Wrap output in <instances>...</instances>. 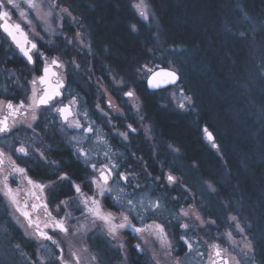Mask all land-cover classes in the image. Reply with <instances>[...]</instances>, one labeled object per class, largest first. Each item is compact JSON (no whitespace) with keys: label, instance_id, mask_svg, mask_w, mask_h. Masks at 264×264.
Masks as SVG:
<instances>
[{"label":"snow or ice","instance_id":"1","mask_svg":"<svg viewBox=\"0 0 264 264\" xmlns=\"http://www.w3.org/2000/svg\"><path fill=\"white\" fill-rule=\"evenodd\" d=\"M149 2L139 0L132 4L130 0L136 22L128 27L136 35H140L141 29L148 33L161 55L157 57L151 49H146L149 55L143 62L137 61L130 72L105 65L107 84L104 75L94 81L95 112L104 117V123L123 142L125 149L131 145L133 134L142 133L154 148L161 141L155 123L145 110L142 87L160 96L162 108L173 106L185 115H200L195 92L183 86L180 59L188 51L158 43L159 23ZM25 3L28 11L19 12L24 18L23 24H11L10 12L6 9L14 10L19 5L14 0H0V37L8 43L9 51L14 50L23 57L31 76V79H22L17 69H6V87L15 85L21 89L22 96H0V113H3L0 115V206L23 230V235L36 243V249L29 255L19 243L12 247L9 239L13 258H22V264H82V252L88 253L89 264H104L101 255L90 252L89 247L75 249L76 243L85 244L89 234H97L104 237L120 264H128L129 247L145 254L148 264H188L194 256L206 258L205 264H264V244L253 233V224L245 217L239 200L226 197L220 201L226 230L217 238L204 240L197 229L207 233L217 225V219L206 214L204 201L192 194L183 170L160 158V152L156 151L161 169L153 175L143 156L134 151L121 152V145L100 134L86 101L82 103L75 93L65 95L74 74L86 77L89 83L95 76V69L87 59L95 55L91 29L69 0H25ZM237 11L253 31L257 26L264 31V20L253 21L239 4ZM29 13L31 19H28ZM232 19L228 15L223 21L229 35L233 33ZM66 23L71 25V35L66 31ZM26 27L29 31H25ZM45 36L61 40V46L57 47ZM235 36L248 39L245 33H235ZM45 45L51 46L55 54L49 55ZM66 49H71V53ZM114 93L119 94L116 97L119 104L113 101ZM196 124L202 140L222 161L221 171L228 173L224 161L226 150L219 142L215 127L202 119ZM57 138L69 145V158L80 161L86 169L79 182L73 179L62 160L52 158V142ZM163 143L173 160L182 157L175 142L164 140ZM94 145L103 146L102 158ZM125 155L134 158L138 167L121 163L120 157ZM30 161L46 170L47 182L45 178H34ZM188 169L199 174L195 162ZM177 171H181L180 177L174 174ZM198 183L201 194L212 197H218L219 190L225 187L214 173L207 180L201 177ZM64 186L70 194L57 200L56 193ZM236 190L234 186L233 195ZM173 191H179L180 195H170ZM41 209L45 215L43 221L38 215ZM173 228L183 231L173 232ZM128 230L135 233V244L129 245ZM3 234L8 236L6 230ZM223 243L230 245L235 256L222 248ZM201 246L205 251L201 252ZM178 247L183 249V255L178 253Z\"/></svg>","mask_w":264,"mask_h":264},{"label":"trees","instance_id":"2","mask_svg":"<svg viewBox=\"0 0 264 264\" xmlns=\"http://www.w3.org/2000/svg\"><path fill=\"white\" fill-rule=\"evenodd\" d=\"M69 3L91 29L95 52L94 56L87 57L95 69L93 82L74 74L69 88L91 107L97 95L96 77L104 75L107 84L105 65L130 72L137 61L143 62L149 55L146 49H151L157 57L161 53L156 51L157 44L150 41L143 29L140 35L129 31V24L136 22L130 0H69ZM149 4L159 23L158 43L188 51V55L180 59L183 86L195 92L200 115L195 119L171 106L162 108L160 96L142 87L145 110L155 123L161 141L159 147L154 148L140 133L132 138V150L143 156L149 171L155 175L161 169L160 158L182 169L191 191H196L205 201L211 218L217 219L223 212V209H215L220 207L221 200L226 197L239 200L245 217L253 224V233L264 244V79L258 75V63L264 64V31L259 26L253 31L237 11L239 4L253 21L264 20V0H150ZM228 15L233 16L231 35L223 27ZM65 28L71 35V26ZM156 31L153 28V32ZM235 33H245L248 39L237 37ZM55 44L60 47L61 40ZM44 48L49 55L55 54L53 48ZM65 51L71 53V49ZM4 53L0 51V96L19 98L21 89L15 85L6 87L5 70L15 68L23 79L27 77L23 73L25 64L15 54L14 60H8ZM261 87L263 91L260 92ZM198 119L215 127L219 142L226 150L224 161L228 173L221 171L222 161L202 140L196 124ZM164 140L180 147L183 153L180 159L173 160L167 155ZM52 143V158L62 160L73 179L79 182L85 175L84 166L69 158L70 148L64 140L57 138ZM156 151L160 152V158H155ZM193 162L199 166V174L188 169ZM30 167L35 178H45L47 182V172L42 166L30 162ZM213 173L225 187L219 190L218 197L201 195L199 180L201 177L207 180ZM174 174L182 175L181 171ZM234 186L237 190L233 195ZM68 194L69 189L64 186L56 193V199H65ZM12 234V240L25 248L18 231Z\"/></svg>","mask_w":264,"mask_h":264},{"label":"rangeland","instance_id":"3","mask_svg":"<svg viewBox=\"0 0 264 264\" xmlns=\"http://www.w3.org/2000/svg\"><path fill=\"white\" fill-rule=\"evenodd\" d=\"M133 1V4H135V3H138L139 2V0H132ZM14 2L15 3H17L18 5H19V8H17V9H14L13 11V15H14V17H16V18H18L21 22L22 21H24V18H22V17H20V15H19V12L21 11V10H24V11H28V7H27V4L25 3V0H14ZM149 6H150V4H149ZM150 8H151V6H150ZM241 8V7H240ZM152 10V9H151ZM244 10V9H243ZM245 11V10H244ZM153 12V11H152ZM32 18V14L31 13H29V16H28V19H31ZM67 26H71V25H69V24H65V27H67ZM29 29V28H28ZM154 29H156L155 27H154ZM36 30H39V29H36ZM157 30V29H156ZM253 32V31H252ZM45 39L47 40V39H52L54 42L55 41H57V44H59L60 43V40H58V39H56V37H54V36H52V37H49V36H45ZM47 48H52L51 46H47V45H45ZM261 57V56H260ZM259 59V58H258ZM258 75H259V77H261L262 79H264V64H259L258 63ZM248 84L250 85V82H248ZM246 89L248 90V86H246ZM264 90V89H263ZM262 90V87L260 88V92L261 91H263ZM264 92V91H263ZM70 93H74L73 91H71V89L70 88H68L67 90H66V92H65V95H68V94H70ZM76 94V93H75ZM119 94L118 93H114L113 94V101H114V103H116V104H119L120 103V100H117L116 99V97L118 96ZM96 97H97V95H96ZM251 97V96H250ZM122 99V98H121ZM81 100V99H80ZM95 101H96V99H95ZM81 102H82V100H81ZM83 102H85L84 100H83ZM82 102V103H83ZM94 103L95 102H93L92 103V106L91 107H89V109H90V114H91V116H92V119L93 120H95L96 121V127H97V129L99 130V132H100V134H102V135H104V136H106V137H108L109 139H110V141L112 142V143H116V144H119V145H121L123 142L122 141H120L119 140V138L118 137H116L113 133H111L110 132V130H109V126L107 125V124H105L104 123V117L103 116H99V114L98 113H96L95 112V109H94V107H93V105H94ZM172 108H174V109H176L175 107H173V106H171ZM177 110V109H176ZM178 111V110H177ZM182 113V112H181ZM184 114V113H183ZM192 116H193V118H195V119H197V116H196V114L195 113H193L192 114ZM120 118L119 117H117V120H119ZM202 127V126H201ZM142 134V133H141ZM21 135H25V133H21ZM109 135V136H108ZM143 135V134H142ZM123 145V144H122ZM94 148H95V152H99L100 154H101V158H102V150H103V146L102 145H94ZM120 151L121 152H127V151H130V150H128V148L127 149H124V147L122 148H120ZM95 152H94V156H95ZM126 156V155H125ZM140 156V155H139ZM124 156H122V157H120V159H121V163H127L124 159H122ZM129 158L130 159H132V161L134 162V165L136 166V167H138L137 166V163H136V160L134 159V158H132V157H130L129 156ZM155 158H156V156H155ZM134 166V168H136ZM160 168H161V163H160ZM178 176V175H177ZM179 177V176H178ZM14 188L16 187V185L15 184H13L12 185ZM149 191H151V189H149ZM174 193H176V194H174L175 196H178V195H180V193H179V191H173ZM200 193V192H199ZM192 194L194 195V196H196V198L197 199H202L203 200V198L196 192V191H192ZM201 194V193H200ZM202 195V194H201ZM207 195V194H206ZM21 198L23 199L24 198V193L22 192L21 193ZM204 201V200H203ZM204 204H206L205 203V201H204ZM215 209H217V210H221V209H223L221 206L220 207H218V208H215ZM214 209V210H215ZM10 211V210H9ZM205 212H206V214H208V215H210V213H209V210L207 209V207H206V205H205ZM76 215H78V213L76 214ZM165 216H167V213H165ZM224 216H225V212H224V210H223V212H221V214H219V216L217 217V225H215V226H212V227H210L208 230H207V233H205V232H200L199 231V229H197V232H198V234H199V236L201 237V238H203L204 240H208V239H210V238H217V237H219V233L220 232H224L225 230H226V223H225V221H224ZM22 219V218H21ZM168 219H171V217H168ZM214 219V218H213ZM172 223L173 224H175V221H172ZM7 231L8 232V236L7 237H5L4 236V231ZM18 231V230H20L21 232H23V230L22 229H20V228H18L17 226H16V224L10 219V217H9V215L6 213V210H5V208L3 207V206H0V264H3V261H8V264H22V258H20V257H15V258H13V256H12V254H11V249L8 247V241H9V239H11V244H12V247H15V245L17 244V243H19V242H17V241H13L12 240V236H13V234H12V232H14V231ZM173 232H177V233H179V232H181V231H183V230H178V229H175V228H173V230H172ZM23 234V233H22ZM103 237L102 236H99V235H97V234H89V237L86 239V241H85V244L84 245H82V244H79V243H76L75 244V249H79V248H81V247H83V246H87V247H89V249H90V252L91 251H95V248H94V250H93V247H94V245H92V243H95L96 241H97V239H102ZM236 239L237 240H239L240 239V237L239 236H237L236 237ZM103 240V239H102ZM222 248H225V249H227L228 250V252H229V254L231 255V256H235V253L234 252H232L231 251V247H230V245H228L227 243H223L222 245ZM22 247H23V245H22ZM32 247L33 248H30V249H26V248H24L23 247V250L26 252V253H28L29 255L36 249V245H33L32 244ZM202 247V246H201ZM74 249V250H75ZM203 249H204V247H203ZM204 251H205V249H204ZM96 252V251H95ZM80 255H81V257H82V264H89V261H88V253H80ZM195 258L196 257H193L191 260H189L188 261V264H193V262L195 261ZM104 264H107V261L106 262H104ZM233 264H235V262H233Z\"/></svg>","mask_w":264,"mask_h":264},{"label":"flooded vegetation","instance_id":"4","mask_svg":"<svg viewBox=\"0 0 264 264\" xmlns=\"http://www.w3.org/2000/svg\"><path fill=\"white\" fill-rule=\"evenodd\" d=\"M6 10H8L10 12V21H9V23H11V24L22 23L23 24V21L21 22L18 18L14 17V15H13V12L14 11H13V9L8 8ZM25 31H29V29L26 27L25 28ZM0 51L1 52H5L4 54H6V58L8 60H14V54H15V57L16 58L22 59L23 60V63L24 64L26 63L24 61L23 57L18 52H15L14 50L13 51H9L8 50V43L6 41H4L2 37H0ZM23 73L25 74V76L29 77V75H28L29 68L25 67V71ZM147 91L148 92H152L150 90H147ZM2 114L3 113H0V115H2ZM138 135H140V133L133 134L132 138L134 136H138ZM122 144H121V147L123 148V145ZM133 145H134V141L132 139V143H131V145L128 146V150L133 151L132 150L133 149ZM122 159H124L127 163H131L132 165L134 164V162L132 161V159H130L129 156H127V155L124 156ZM30 162H29V167H30ZM133 167H134V165H133ZM153 175H155V174H153ZM33 215L35 216V215H37V213H33ZM38 215L40 216L41 221H43L45 219V215H44L43 209L40 210V212L38 213ZM22 233L23 232H21L20 230H18L19 236L25 242V245H26L25 248L26 249L33 248L32 247V244L33 245H36V243L33 242L32 240L28 239L27 237H25ZM102 239H97V241L95 243H92V245H94L93 250L95 248V251L98 252L101 255V257L103 258V261L104 262L107 261V264H109V262H111V264H120V262L115 259V255H116L115 252L113 250H111L110 248L107 247V245L105 244V241H104V237ZM127 240H128L129 245H132V244H135L136 243L135 233H132L131 230H128ZM180 245H182V242H180ZM200 250H201V252H203L204 251L203 247H201ZM177 251H178V253L180 255H183L184 254L183 253V249L181 247H178L177 248ZM128 256H129L128 264H148V257L145 254L137 253V251L135 250V248L129 247ZM194 257H196V258H195V261L193 262V264H205L206 258H201V257H198V256H194Z\"/></svg>","mask_w":264,"mask_h":264},{"label":"bare ground","instance_id":"5","mask_svg":"<svg viewBox=\"0 0 264 264\" xmlns=\"http://www.w3.org/2000/svg\"><path fill=\"white\" fill-rule=\"evenodd\" d=\"M202 126V125H201Z\"/></svg>","mask_w":264,"mask_h":264}]
</instances>
